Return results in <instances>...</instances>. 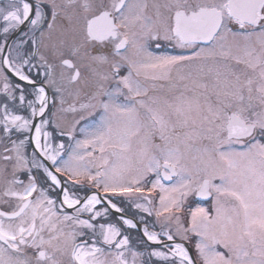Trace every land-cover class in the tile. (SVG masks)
Here are the masks:
<instances>
[{
    "label": "snow or ice",
    "instance_id": "1",
    "mask_svg": "<svg viewBox=\"0 0 264 264\" xmlns=\"http://www.w3.org/2000/svg\"><path fill=\"white\" fill-rule=\"evenodd\" d=\"M0 264H264V0H7Z\"/></svg>",
    "mask_w": 264,
    "mask_h": 264
},
{
    "label": "flooded vegetation",
    "instance_id": "2",
    "mask_svg": "<svg viewBox=\"0 0 264 264\" xmlns=\"http://www.w3.org/2000/svg\"><path fill=\"white\" fill-rule=\"evenodd\" d=\"M6 3H7V0H0V7L5 6ZM167 49H171V48L169 47V48H167ZM197 202H198V203H203V204H208V203L211 204V201H210V200H209V201H197ZM193 206H194V205H193ZM133 236H134V242H135V240L139 238V237L136 236L135 231H134V233H133Z\"/></svg>",
    "mask_w": 264,
    "mask_h": 264
},
{
    "label": "rangeland",
    "instance_id": "3",
    "mask_svg": "<svg viewBox=\"0 0 264 264\" xmlns=\"http://www.w3.org/2000/svg\"><path fill=\"white\" fill-rule=\"evenodd\" d=\"M162 50H164V49H161V51H162ZM167 51L171 52V51H173V50H172V49H167ZM206 205L209 206V207L211 206V204H209V203L206 204Z\"/></svg>",
    "mask_w": 264,
    "mask_h": 264
}]
</instances>
